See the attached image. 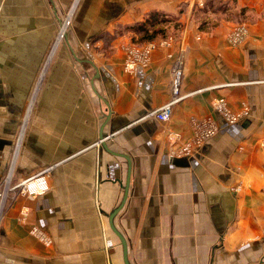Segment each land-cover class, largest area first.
Masks as SVG:
<instances>
[{
	"label": "crops",
	"instance_id": "1",
	"mask_svg": "<svg viewBox=\"0 0 264 264\" xmlns=\"http://www.w3.org/2000/svg\"><path fill=\"white\" fill-rule=\"evenodd\" d=\"M206 1L0 0V264H124L109 218L125 185L129 264H264V0ZM153 12L168 45L127 73ZM173 99L168 122L150 116ZM207 122L193 156L169 157ZM34 176L45 191L20 193Z\"/></svg>",
	"mask_w": 264,
	"mask_h": 264
},
{
	"label": "built area",
	"instance_id": "2",
	"mask_svg": "<svg viewBox=\"0 0 264 264\" xmlns=\"http://www.w3.org/2000/svg\"><path fill=\"white\" fill-rule=\"evenodd\" d=\"M203 2H199L198 6L202 7ZM240 31L234 35L232 38L233 44H237L240 41V38H243L244 31L243 28H239ZM167 46V41H161V43H149L145 46V48L139 52L137 49L129 48V56L124 63V70L128 73L132 72L136 67L146 68L150 63V57L153 51L156 49ZM184 61L181 57L175 58L173 66H172V93L174 95H178L179 86L181 81V75L183 71ZM177 99H173L167 104L161 106L159 109L153 111L150 116L158 120L159 122H168L171 118V107L173 103L176 102ZM214 107L217 109V112L220 113L227 122H234L237 119V116L230 112L229 108L223 104L222 102L216 103ZM216 132L215 126L211 125L210 122L205 124H194V136L189 143L181 144L178 147H173L169 152V157L177 158V157H189L193 156L199 148ZM264 146V142L261 143ZM41 178L40 176H34L19 184L17 189L20 193L23 194H40L45 191L44 187H38L33 182ZM43 178V177H42ZM6 188L4 191H0V199L5 197Z\"/></svg>",
	"mask_w": 264,
	"mask_h": 264
},
{
	"label": "trees",
	"instance_id": "3",
	"mask_svg": "<svg viewBox=\"0 0 264 264\" xmlns=\"http://www.w3.org/2000/svg\"><path fill=\"white\" fill-rule=\"evenodd\" d=\"M210 2V0H207L202 7L197 9L201 10L202 12H206V10L212 6H210ZM167 17L168 16H165L162 13H150L143 23L135 26L132 29L135 34L137 33L139 35L135 42L141 45L154 40L167 39L170 37L171 35H167L168 33L165 25L171 22V19H168ZM107 42H109V40H107Z\"/></svg>",
	"mask_w": 264,
	"mask_h": 264
},
{
	"label": "water",
	"instance_id": "4",
	"mask_svg": "<svg viewBox=\"0 0 264 264\" xmlns=\"http://www.w3.org/2000/svg\"><path fill=\"white\" fill-rule=\"evenodd\" d=\"M61 24V22H59V25ZM62 39L65 41L64 43L66 44L67 48L69 49L70 52H73L72 48H70V46L68 45V41H67V34H64V36L62 37ZM90 63V61H88ZM102 128L100 129L99 131V139L100 141H102L104 139V136H103V132H102ZM103 146H105L104 144H102ZM126 193H127V185H125V189H124V197H123V200L121 202V205L115 209L112 214L110 215V218H109V225L112 229V231L117 235V237L119 238L120 242H121V245H122V248H123V260H124V264H129L128 262V259H127V246H126V242L124 240V238L122 237V235L116 230V228L114 227V224H113V218L115 217V215L117 214V212L120 210L123 202H124V199H125V196H126Z\"/></svg>",
	"mask_w": 264,
	"mask_h": 264
},
{
	"label": "rangeland",
	"instance_id": "5",
	"mask_svg": "<svg viewBox=\"0 0 264 264\" xmlns=\"http://www.w3.org/2000/svg\"><path fill=\"white\" fill-rule=\"evenodd\" d=\"M69 12H70V10L69 11H67L66 13H64L63 14V21L64 20H67L68 18L67 17H69ZM75 12V11H74ZM74 15H75V13H73V15H72V17H71V19H70V22L74 19ZM73 22V21H72ZM71 25H72V23H71ZM67 34H69V30H68V32H67ZM243 40V38H240V41L237 43V44H239L241 41ZM59 35L57 36V41H56V45L55 46H58L62 41H64L63 39H61V41H59ZM161 41H166V38L165 39H158V40H154V41H151V42H147V43H144V44H141V45H139V44H137L136 42H131V43H129V44H127L125 47H124V56H125V58H124V61H123V68H124V63H125V60H127V57L129 56V48H133V49H137V50H139V52L140 51H142L144 48H145V46L147 45V44H149V43H152V42H157V43H161ZM167 45H168V43H167ZM109 45L107 44V45H102V47L103 48H107ZM164 47H167V46H163V47H160V48H164ZM160 48H158V49H160ZM158 49H156V50H158ZM87 50V49H86ZM107 50V49H106ZM155 50V51H156ZM155 51H153V52H155ZM88 52H90L89 51V49H88ZM95 54H100V52L99 51H96V50H94L93 51ZM98 52V53H97ZM107 52H108V50H107ZM126 72V71H125ZM128 73V72H127ZM181 77H182V75H181ZM180 83H181V81H180Z\"/></svg>",
	"mask_w": 264,
	"mask_h": 264
},
{
	"label": "bare ground",
	"instance_id": "6",
	"mask_svg": "<svg viewBox=\"0 0 264 264\" xmlns=\"http://www.w3.org/2000/svg\"><path fill=\"white\" fill-rule=\"evenodd\" d=\"M68 23V20H66V22H65V25ZM65 29H66V26L64 27L63 26V28L59 31V36L60 37H62L63 35H64V33H65Z\"/></svg>",
	"mask_w": 264,
	"mask_h": 264
}]
</instances>
